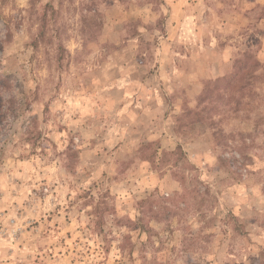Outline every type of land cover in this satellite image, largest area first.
Segmentation results:
<instances>
[{
    "label": "clouds",
    "instance_id": "obj_1",
    "mask_svg": "<svg viewBox=\"0 0 264 264\" xmlns=\"http://www.w3.org/2000/svg\"><path fill=\"white\" fill-rule=\"evenodd\" d=\"M0 264H264V0H0Z\"/></svg>",
    "mask_w": 264,
    "mask_h": 264
}]
</instances>
